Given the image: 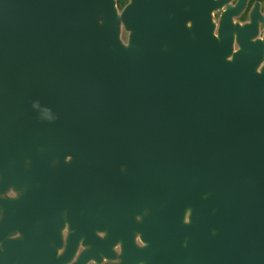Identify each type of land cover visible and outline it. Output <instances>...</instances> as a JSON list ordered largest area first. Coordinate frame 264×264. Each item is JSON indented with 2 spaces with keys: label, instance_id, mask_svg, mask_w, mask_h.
Returning a JSON list of instances; mask_svg holds the SVG:
<instances>
[{
  "label": "water",
  "instance_id": "95a60500",
  "mask_svg": "<svg viewBox=\"0 0 264 264\" xmlns=\"http://www.w3.org/2000/svg\"><path fill=\"white\" fill-rule=\"evenodd\" d=\"M227 1L0 0V264H264V18L217 37Z\"/></svg>",
  "mask_w": 264,
  "mask_h": 264
},
{
  "label": "flooded vegetation",
  "instance_id": "af4514ba",
  "mask_svg": "<svg viewBox=\"0 0 264 264\" xmlns=\"http://www.w3.org/2000/svg\"><path fill=\"white\" fill-rule=\"evenodd\" d=\"M128 2H129V0H128ZM238 2H239V0H229L222 7L217 8V10L213 11V19H214V21L216 23L217 37L219 36V31L221 29V21L223 19L224 12L227 10L228 6H235ZM255 7H257V11L264 18V0H246L245 6L242 9V11L238 15H233V17H232L233 23L244 25V24L250 22L251 21V17H252V13H253ZM258 20H259L258 30H257V34H256L255 38L256 39H264V19H261L259 17ZM236 37H237V35L235 34L234 35V44H233V46H234L235 49H239L240 48V44L237 42ZM6 194L9 197H14V196H16L17 193L13 189H10ZM12 236L15 237V236H18V235L17 234H13ZM83 249H84V247L80 246L79 247V252L82 251ZM60 251H61V249H60ZM116 252H117V254H120L121 248L117 246L116 247ZM119 260H120L119 257H117L115 259H112V260L104 258L102 262H97L95 260H90L86 264H109V262L117 263V262H119Z\"/></svg>",
  "mask_w": 264,
  "mask_h": 264
},
{
  "label": "rangeland",
  "instance_id": "374dc122",
  "mask_svg": "<svg viewBox=\"0 0 264 264\" xmlns=\"http://www.w3.org/2000/svg\"><path fill=\"white\" fill-rule=\"evenodd\" d=\"M130 31L126 29L125 25L121 23V37L123 42L127 43L129 40Z\"/></svg>",
  "mask_w": 264,
  "mask_h": 264
},
{
  "label": "trees",
  "instance_id": "16d2710c",
  "mask_svg": "<svg viewBox=\"0 0 264 264\" xmlns=\"http://www.w3.org/2000/svg\"><path fill=\"white\" fill-rule=\"evenodd\" d=\"M117 3L119 5V8L123 9L126 6V4L128 3V0H117Z\"/></svg>",
  "mask_w": 264,
  "mask_h": 264
}]
</instances>
